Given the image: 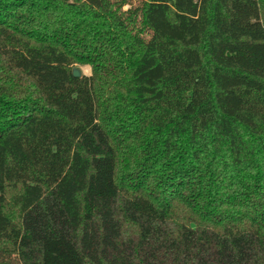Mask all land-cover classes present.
I'll use <instances>...</instances> for the list:
<instances>
[{
    "label": "trees",
    "instance_id": "1",
    "mask_svg": "<svg viewBox=\"0 0 264 264\" xmlns=\"http://www.w3.org/2000/svg\"><path fill=\"white\" fill-rule=\"evenodd\" d=\"M0 264H264V0H0Z\"/></svg>",
    "mask_w": 264,
    "mask_h": 264
},
{
    "label": "rangeland",
    "instance_id": "2",
    "mask_svg": "<svg viewBox=\"0 0 264 264\" xmlns=\"http://www.w3.org/2000/svg\"><path fill=\"white\" fill-rule=\"evenodd\" d=\"M130 2L133 5H136L140 2V0H130ZM76 68L80 71L81 75L83 76H89L90 75V67L89 66H77V67H73Z\"/></svg>",
    "mask_w": 264,
    "mask_h": 264
},
{
    "label": "water",
    "instance_id": "3",
    "mask_svg": "<svg viewBox=\"0 0 264 264\" xmlns=\"http://www.w3.org/2000/svg\"><path fill=\"white\" fill-rule=\"evenodd\" d=\"M72 75H73V77L78 78V77L81 76V73H80V71L78 69L74 68L72 70Z\"/></svg>",
    "mask_w": 264,
    "mask_h": 264
}]
</instances>
